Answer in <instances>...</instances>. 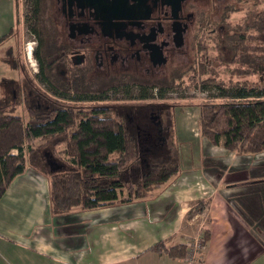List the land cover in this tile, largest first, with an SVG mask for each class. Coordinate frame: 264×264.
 Instances as JSON below:
<instances>
[{"label": "crops", "instance_id": "crops-1", "mask_svg": "<svg viewBox=\"0 0 264 264\" xmlns=\"http://www.w3.org/2000/svg\"><path fill=\"white\" fill-rule=\"evenodd\" d=\"M15 23L14 2L0 0V37ZM220 152L231 165L234 153ZM189 159L196 164L143 199L61 216L51 211L48 179L27 169L0 199V264H183L151 247L185 246L203 232L201 264H264V196L247 186L255 175L210 172L204 158ZM200 202L202 212L189 216Z\"/></svg>", "mask_w": 264, "mask_h": 264}, {"label": "trees", "instance_id": "trees-1", "mask_svg": "<svg viewBox=\"0 0 264 264\" xmlns=\"http://www.w3.org/2000/svg\"><path fill=\"white\" fill-rule=\"evenodd\" d=\"M12 1L15 4V27L18 23L17 13L23 3L27 9L26 23L35 33V28L39 26L41 0ZM12 31L0 37V45L10 37ZM233 48L236 50L234 45ZM253 67L254 73L264 80V64ZM163 85L144 87L139 99H148V95L152 97L146 89L154 88L162 98L167 90ZM200 87H214L216 97L213 99L230 100L228 103L199 108L198 123L203 137L211 145L222 146L229 152L240 151L238 154L247 155L264 153V87L248 82L224 86L211 79L203 80ZM35 93L45 97L47 110L37 111L28 106L25 96L20 98L17 95L8 104L2 101L5 97L0 98V199L6 187L29 168L48 179L51 211L57 216L65 215L74 208L91 210L138 201L178 172L176 163L149 164V155L142 152L144 145L137 132L131 131L114 113L108 114L105 109L100 112L62 110L63 106L68 105L62 103V106L38 89H35ZM21 101L29 117L27 120L14 114L15 107ZM38 140L48 145L66 142V155L69 158L59 161L63 165L62 170L46 168L51 152H40L39 147L34 146ZM136 166L142 167L138 169ZM136 172H139V178L137 182H132L130 176ZM125 190L127 194L124 195ZM205 205L200 202L189 216L201 213ZM151 250L167 253L176 259H182L186 253L183 245L166 248L160 243Z\"/></svg>", "mask_w": 264, "mask_h": 264}, {"label": "flooded vegetation", "instance_id": "flooded-vegetation-1", "mask_svg": "<svg viewBox=\"0 0 264 264\" xmlns=\"http://www.w3.org/2000/svg\"><path fill=\"white\" fill-rule=\"evenodd\" d=\"M228 7L229 0H41L39 26L35 33L30 31L36 43L31 54L35 78L49 89L50 98L98 103L78 111L106 110L103 103L117 92L137 91V100L144 101L139 99L144 87L164 84L180 67L193 34L199 36L211 25L209 14L215 20ZM22 8L25 16L23 3ZM204 22L207 25L201 27ZM208 31L214 34L216 29ZM155 91L146 89L152 97L145 100L159 99ZM38 97L40 103L33 106L40 109L41 101L47 100ZM123 107L114 114L137 132L142 145L163 144L161 131L169 112L163 102L128 106L135 109L131 112L121 111ZM147 126L156 129L155 137L143 132Z\"/></svg>", "mask_w": 264, "mask_h": 264}, {"label": "rangeland", "instance_id": "rangeland-1", "mask_svg": "<svg viewBox=\"0 0 264 264\" xmlns=\"http://www.w3.org/2000/svg\"><path fill=\"white\" fill-rule=\"evenodd\" d=\"M17 14V26L0 49L2 58L0 68L3 66L0 69V74L7 80L6 83H0V98L5 97L2 100L5 104L12 102L13 96L17 98L18 95V97L23 98L21 87L26 97L25 102L28 106H33L37 100L40 103L35 89L42 93L45 92L44 94L47 96L52 94L45 84L38 82L35 78L34 69L36 65L31 54L36 43L26 23V15L23 16L22 3ZM212 16L213 14H209L211 18L208 17L211 25L204 28L199 36L193 32L190 51L182 57L183 63L180 62V67L174 69L173 76L169 77V81L164 83L163 87L167 90L165 93L164 90L162 91L164 93L162 98L157 99L153 96L152 100L138 101L136 95L139 94L137 91H132L128 95L124 92H117L118 94L108 97V101L103 104L110 114L118 111L120 106L125 107L121 111L131 112L135 109L128 108V106L147 104L149 101L155 105L163 102L164 110L169 111L164 117V129L161 131L162 138L166 140L159 146H142L144 149L142 152L149 155V164L176 163L178 169L180 167L182 170L189 164L190 166L196 164V161L189 159V157L199 155L204 158L203 161L210 168V172L216 170V172L231 173L237 169L241 175H255L254 183H249L247 186L257 189L259 197H261L262 194L264 196V153L247 155L238 154L240 151H232L230 153H234L235 157L232 154L231 165L226 163L230 158H226V160L221 158L222 146H213L203 137L198 119L201 106L230 102L227 99H213L216 97L214 95L216 90L214 87L205 89L200 87L203 80L211 79L213 82L224 86H228L230 83L248 82L256 84L258 87H264V80L255 74L253 69V65L261 67L264 64V0H229V7L223 10L217 19L214 20ZM206 25L204 22L201 27ZM219 27H222L223 30H219ZM212 28L216 29L214 34L208 31ZM234 40L235 44L232 42ZM233 45L236 50H234ZM21 66L25 70V74L22 73ZM30 80L32 83H29ZM209 85L211 84L209 83ZM155 93L158 95L157 89ZM52 97L56 102L76 106V109L98 105V103H70ZM45 105L46 103L41 101L42 108L33 107L37 111H41ZM24 107V102H19L14 109V114L22 117L23 120H27L29 117ZM143 132H150L155 137L156 129L147 126ZM34 146L39 147L40 152L43 150H46L47 154L51 152L50 162L46 166L48 170H62L61 162L68 157L66 155V142L48 145L38 140ZM225 154L229 155L227 151ZM183 160L187 161L184 163ZM59 161L61 162L59 163ZM53 164L55 165L53 166ZM221 164L224 168H221ZM228 165L230 166L228 167ZM141 167L136 166L138 169ZM130 178H132V182H137L139 172ZM123 194H127V191L125 190ZM207 240L208 235L204 232L192 240L197 242L198 253L195 256L197 264H201ZM189 244L185 245L186 251ZM186 256L187 253L182 258L183 264H186Z\"/></svg>", "mask_w": 264, "mask_h": 264}, {"label": "built area", "instance_id": "built-area-1", "mask_svg": "<svg viewBox=\"0 0 264 264\" xmlns=\"http://www.w3.org/2000/svg\"><path fill=\"white\" fill-rule=\"evenodd\" d=\"M187 256H186V264H197V260L195 256L198 253V248H197V242L193 241L191 244L188 246V250L186 251Z\"/></svg>", "mask_w": 264, "mask_h": 264}]
</instances>
